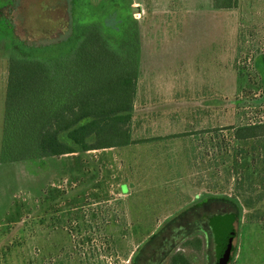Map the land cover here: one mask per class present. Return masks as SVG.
Masks as SVG:
<instances>
[{"label": "rangeland", "instance_id": "rangeland-1", "mask_svg": "<svg viewBox=\"0 0 264 264\" xmlns=\"http://www.w3.org/2000/svg\"><path fill=\"white\" fill-rule=\"evenodd\" d=\"M232 5L0 0V155L10 66L35 61L50 69L73 52L87 61L68 68L72 90L49 94L48 110L78 98L74 79L86 70L89 116L80 124H89L88 143L99 141L98 133L101 141L119 132L128 141L187 138L133 147V188L120 196L128 171L118 165L130 154L123 150L115 164L105 152H90L85 181L78 167L71 179L59 156L0 162V264H144L149 253L155 256L146 264H170L176 254L213 264L205 220L224 212L234 229L228 264H264V140L232 137L237 127L264 122V0ZM62 32L66 39L58 40ZM36 103L26 93L11 118L13 157L18 131L34 133L39 124L28 109ZM60 140L80 152L65 135Z\"/></svg>", "mask_w": 264, "mask_h": 264}, {"label": "trees", "instance_id": "trees-1", "mask_svg": "<svg viewBox=\"0 0 264 264\" xmlns=\"http://www.w3.org/2000/svg\"><path fill=\"white\" fill-rule=\"evenodd\" d=\"M236 5L237 0H233L232 6L236 7ZM78 30L79 28L77 26H74L72 29V31L76 34L78 33ZM65 36V32L58 34V40H61L62 38L66 39ZM57 43H59V41ZM84 55L85 53L82 52H73L67 59L69 62H61L50 69L45 67L42 63L35 61L15 62L10 66L8 74V94L6 100V112L8 119L6 126L7 132L1 149L0 162L8 160H21L23 158L61 156L75 152L73 147L68 146L60 140L63 135H65L68 140L77 144L82 150L97 149L111 145H124L129 142L126 133L119 132L105 138L104 141L99 139L98 133L95 138L99 141L91 144L86 143L85 139L90 134L89 124H80L82 120L89 116V83L87 79L88 73L86 70L82 72L80 69L79 77L77 78L76 75V81L74 79V82L79 84L77 86V91H79L78 98L72 100L69 98L66 99L65 102H62L59 105L60 109L55 113L48 110L51 109L50 103L53 102L52 98H48L49 94H59L60 92L62 94L72 90V80L70 79L67 81V75L65 73L68 71V68H71L73 65L76 66V62H79L80 67H82V64L87 61V59L83 57ZM26 93H31L32 97L36 98V106H32L33 108L29 107L28 109L34 114V118L37 117L39 119V124H34V128L32 129L34 133L30 132L31 130L27 126H23L22 129L18 131L16 138L20 140V143H18L20 152L13 157L12 155H9L8 149V141L12 140L15 136L10 122L15 112H19L20 109H22L19 108V106L24 107ZM24 115V117H26L28 112L26 111ZM96 116H103L102 112L100 115L97 112ZM76 124H80V126L75 128ZM27 137L34 141L33 144L28 145L23 142ZM232 137L236 141H255L257 139L264 140V122L259 121L237 127L234 129ZM227 200L231 201V199ZM191 214L194 213L191 212ZM227 214L228 213L224 212V214L221 215L222 217L210 216L207 220H205L206 223L209 224L211 232L214 225L231 226L233 229L232 218H229ZM189 220H195V217L191 216ZM170 264L189 263L185 257L180 254H176L171 258Z\"/></svg>", "mask_w": 264, "mask_h": 264}, {"label": "crops", "instance_id": "crops-1", "mask_svg": "<svg viewBox=\"0 0 264 264\" xmlns=\"http://www.w3.org/2000/svg\"><path fill=\"white\" fill-rule=\"evenodd\" d=\"M90 137L87 136L85 141L87 144H90L88 143V139ZM179 139V140H186L187 138L183 137V136H180V137H150V138H147V139H142L140 138L139 140H135V141H129L127 142L126 144L124 145H111V146H106V147H102V148H97V149H88V150H82L80 149V152L76 151L75 152H72V153H69V154H64V155H61L59 156L60 158H64V168H65V171L68 175H70L71 179H73L72 177L75 175L74 172H80V177L82 178V181L84 180L83 177L86 175L88 176V169H89V157H88V154H90V152H95V151H100L101 153L105 152V155L108 157V158H112V162H115L117 161V153L122 151H126V152H129L130 154H127L126 157H127V160H125L123 163L119 162V165L121 167V165L123 166L122 169H125L128 171V175L124 174L123 178L119 181L118 183V191H117V195L120 196V195H126L128 193H130L132 191V188H133V185H132V177H131V173L133 172L132 169L134 164L136 163V155L135 156H132L131 154V150L133 147L137 146V145H147V144H151V143H167V142H172L174 141V139ZM177 139V140H178ZM189 140V143L191 144V147H190V151L193 153L194 152H198V149L197 147L193 146L195 145L193 140L191 139H188ZM193 144V145H192ZM191 152L187 153V159L189 161V165H193V160H191ZM102 153V155H103ZM80 154V155H79ZM86 154V155H84ZM74 163V164H73ZM195 164V163H194ZM117 165V164H116ZM77 167L79 168L78 171L77 170ZM85 176V177H86ZM85 181V180H84ZM198 202V201H197ZM196 202V203H197ZM194 203V202H193ZM207 203V202H206ZM183 209H181L180 211H178L177 213L175 214H178L179 212L182 213ZM166 218H170L169 216H167ZM154 232H152L151 234H153ZM150 234V235H151Z\"/></svg>", "mask_w": 264, "mask_h": 264}, {"label": "water", "instance_id": "water-1", "mask_svg": "<svg viewBox=\"0 0 264 264\" xmlns=\"http://www.w3.org/2000/svg\"><path fill=\"white\" fill-rule=\"evenodd\" d=\"M214 263L228 264L231 258L234 231L231 226H213Z\"/></svg>", "mask_w": 264, "mask_h": 264}, {"label": "flooded vegetation", "instance_id": "flooded-vegetation-1", "mask_svg": "<svg viewBox=\"0 0 264 264\" xmlns=\"http://www.w3.org/2000/svg\"><path fill=\"white\" fill-rule=\"evenodd\" d=\"M168 237H165L164 238V240H163V244H165V243H168ZM155 256V254H153V253H149V254H147V259H146V263L148 262V261H152V259H153V257ZM145 262V261H144ZM146 263H144V264H146Z\"/></svg>", "mask_w": 264, "mask_h": 264}]
</instances>
